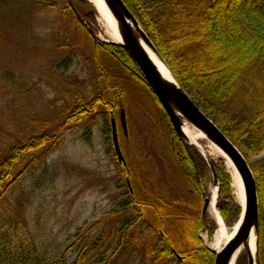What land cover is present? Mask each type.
Returning <instances> with one entry per match:
<instances>
[{
	"label": "trees",
	"instance_id": "16d2710c",
	"mask_svg": "<svg viewBox=\"0 0 264 264\" xmlns=\"http://www.w3.org/2000/svg\"><path fill=\"white\" fill-rule=\"evenodd\" d=\"M123 1L181 87L246 157L255 177L260 202L257 263L264 264V157L254 161L264 156V0ZM22 4L61 9L62 18L73 26L84 42L96 75L92 95L78 93L72 96L68 107L61 109L62 122L54 133H41L39 125L24 143L11 147L6 155L0 154V213L11 216L6 222L19 224V217L9 214V211L13 215L20 214V210H13L15 206L10 203L9 196L27 173H18L23 160L35 157L32 167L40 166L47 149L56 143L62 130L84 122L91 114L100 113L109 127L107 144L125 179L128 199L107 214L105 221H110V225L97 224L104 225L98 235H76L79 250L71 264H118L126 252L140 247L147 250L144 264H213L216 255L201 237L207 232L212 240L215 234V225L203 215L207 199L203 185L208 184L211 177L208 165L195 147H189L178 136L126 50L121 45L99 40L89 25V22L96 24L94 12H81L76 5L84 21L70 0H0V8ZM71 47L73 53L80 52L77 43L73 42ZM64 64L68 65L69 61ZM129 83L145 88L154 96L167 122V141L173 161L194 196L192 201L180 196L162 197L156 186L144 181L128 164L119 116L128 105ZM21 90L22 97L34 91L27 86ZM112 119L119 124V144L126 164L119 162L114 150ZM214 167L219 180L217 208L227 220L238 214L240 208L233 195L225 161L219 159L214 162ZM5 231L3 228L1 234ZM146 233L156 238L151 246L146 242ZM74 247L75 244L62 254L60 262L59 256L52 262L36 257L32 264H67L65 256ZM9 251L0 244V264L6 263ZM22 261L19 258L17 264ZM237 264H248L245 253Z\"/></svg>",
	"mask_w": 264,
	"mask_h": 264
},
{
	"label": "rangeland",
	"instance_id": "374dc122",
	"mask_svg": "<svg viewBox=\"0 0 264 264\" xmlns=\"http://www.w3.org/2000/svg\"><path fill=\"white\" fill-rule=\"evenodd\" d=\"M76 4L81 12H94L96 24L89 25L99 40L107 41L96 10L80 1ZM73 42L79 45L80 52L73 53ZM66 61L68 65L64 64ZM95 75L84 42L62 18L61 9L29 4L0 8V154L6 155L11 147L24 143L39 125L41 133H54L62 122L61 109L68 107L71 97L78 93L92 95ZM26 86L34 91L22 97L21 88ZM127 96V108L122 110L126 130L119 125L121 113L116 125L122 128L121 141L128 164L144 181L156 186L162 197L180 196L192 201L194 196L173 161L167 122L154 96L131 83ZM108 133L102 114H91L84 122L61 131L40 166L32 167L35 157L23 160L18 173H27L9 196L13 210H20V214H9L18 216L19 224L13 221L10 225L6 220L11 216L0 213V244L10 249L5 264H17L19 258L23 259L21 264H32L36 257L52 262L57 256L60 262L62 254L75 244L65 256L67 264H71L79 250L76 235L95 237L104 227L97 224L110 225V221H105L107 214L128 199V190L110 153ZM210 175L208 184L203 185L207 198L218 190ZM136 183L140 190L139 182ZM233 195L240 211L224 220L229 230L242 212L235 189ZM206 218L215 225L216 233L218 223L210 206ZM3 228L6 231L2 235ZM146 236L150 246L156 242L149 233ZM201 237L212 250L213 239L207 232ZM146 251L141 247L130 249L118 264H144Z\"/></svg>",
	"mask_w": 264,
	"mask_h": 264
},
{
	"label": "water",
	"instance_id": "95a60500",
	"mask_svg": "<svg viewBox=\"0 0 264 264\" xmlns=\"http://www.w3.org/2000/svg\"><path fill=\"white\" fill-rule=\"evenodd\" d=\"M76 1L91 5L99 11V0H70L76 8ZM112 17V23L117 32V41L107 42L114 45H121L140 71L161 106L168 115L178 136L189 146L197 147L184 131L185 123L194 128L203 138L204 142H210L218 147L233 163L240 174L245 188V207L241 212V224L230 242L225 248L215 253L213 264H237L236 255L240 249L244 248L248 264H257L258 238L260 230V202L253 171L244 154L230 141V139L220 130L219 126L209 117V115L198 105L193 97L181 87L176 80L169 66L163 60L155 45L146 34L144 28L132 14L123 0H103ZM96 10V11H97ZM78 12V10H77ZM98 13V12H97ZM81 18L82 15L78 12ZM147 45L157 55V57L169 68L172 79H166L150 59L145 46ZM121 123L126 130L125 112H121ZM112 138L114 149L119 162L126 164L125 157L121 151L118 138V130L115 119H112ZM197 141V140H196ZM200 152V151H199ZM201 153V152H200ZM208 168L212 174L214 186L219 196V180L217 178L214 162L211 158L203 155ZM130 185L129 181H127ZM211 204V198H207L204 204L203 215L205 216ZM253 234L256 236V254L253 255L249 249V244Z\"/></svg>",
	"mask_w": 264,
	"mask_h": 264
},
{
	"label": "bare ground",
	"instance_id": "6f19581e",
	"mask_svg": "<svg viewBox=\"0 0 264 264\" xmlns=\"http://www.w3.org/2000/svg\"><path fill=\"white\" fill-rule=\"evenodd\" d=\"M97 1V0H96ZM99 11L98 12V21L99 24L102 28V30L105 32L107 41H117V32L115 25L111 22L112 17L110 13L108 12L107 7L103 3V0H99ZM145 49L154 63V65L158 68L160 73L166 78L171 80L172 76L169 71V68L157 57V55L150 49L147 45H144ZM184 131L191 140V143L197 145L199 151L213 159H223L225 163L228 166V169L231 173L232 179H233V185L232 188L235 189L236 191V196L239 201V205L241 209L245 207V188L244 184L242 181V178L240 174L238 173L237 169L231 162V160L215 145H213L210 142H207V145H204L203 138L197 133V131L192 128L189 124L185 123L184 126ZM197 140V141H196ZM120 145V144H119ZM123 163V162H122ZM130 183V182H129ZM214 183V182H213ZM129 185V184H128ZM131 187V185H129ZM217 191L213 193V196L211 198V204H210V210L213 212L217 219L218 223V229L214 235L213 242L211 244V249L212 251L219 253L221 252L225 246L232 240V238L235 236L240 224H241V217L240 219L236 222V224L229 230L224 222L223 217L221 216L220 212L217 209ZM204 209V208H203ZM204 212V211H203ZM256 236L253 234V237L251 238V242L249 244V249L253 255L256 254ZM244 248L240 249L239 252L236 255V262L238 263L239 259L243 256L244 254ZM258 258V256H257ZM258 264V263H257Z\"/></svg>",
	"mask_w": 264,
	"mask_h": 264
}]
</instances>
